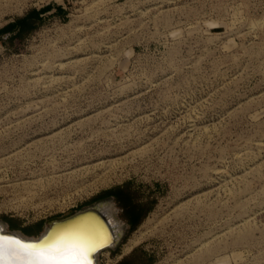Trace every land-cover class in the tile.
<instances>
[{
  "label": "rangeland",
  "instance_id": "1",
  "mask_svg": "<svg viewBox=\"0 0 264 264\" xmlns=\"http://www.w3.org/2000/svg\"><path fill=\"white\" fill-rule=\"evenodd\" d=\"M105 203L98 264H264V0H0V223Z\"/></svg>",
  "mask_w": 264,
  "mask_h": 264
},
{
  "label": "snow or ice",
  "instance_id": "2",
  "mask_svg": "<svg viewBox=\"0 0 264 264\" xmlns=\"http://www.w3.org/2000/svg\"><path fill=\"white\" fill-rule=\"evenodd\" d=\"M98 237L53 232L37 241L0 234V264H91Z\"/></svg>",
  "mask_w": 264,
  "mask_h": 264
},
{
  "label": "water",
  "instance_id": "3",
  "mask_svg": "<svg viewBox=\"0 0 264 264\" xmlns=\"http://www.w3.org/2000/svg\"><path fill=\"white\" fill-rule=\"evenodd\" d=\"M79 227L90 230H97L98 233L103 236V239L106 242L105 245L101 248H114L119 241V238L116 237V234L113 231L112 224L100 212L98 205L86 207L75 211L68 216L51 220L48 223V229L46 230L45 235H43L40 239L45 238L53 232H57L58 234H60L62 231L72 230ZM3 231V229H0V234L21 238L16 234L18 232H12L8 230L7 232Z\"/></svg>",
  "mask_w": 264,
  "mask_h": 264
},
{
  "label": "bare ground",
  "instance_id": "4",
  "mask_svg": "<svg viewBox=\"0 0 264 264\" xmlns=\"http://www.w3.org/2000/svg\"><path fill=\"white\" fill-rule=\"evenodd\" d=\"M99 210L100 212L107 218V220L112 224L113 226V231L116 234V237H120V227L118 226V222L115 219L114 215L111 213L110 211V207L108 206V204H102L99 205ZM0 229H3V232H7L5 225L3 223H0ZM48 229V225L45 228V230L38 236V237H28L25 235H22L20 233H16L17 235H19L22 239L24 240H31V241H37L39 240L43 235H45L46 230ZM60 234L62 235H82V236H87L90 238H96L98 237L100 241H102V247L105 245V240L103 239V236L98 233L97 230H90V229H86V228H76V229H72V230H66V231H62ZM136 243L135 241L132 242V244ZM110 248L112 247H105V248H98L94 253L91 254L90 256V260H91V264H98V258L100 254H103L105 252H107ZM130 250V247H128L126 249V252H128Z\"/></svg>",
  "mask_w": 264,
  "mask_h": 264
},
{
  "label": "trees",
  "instance_id": "5",
  "mask_svg": "<svg viewBox=\"0 0 264 264\" xmlns=\"http://www.w3.org/2000/svg\"><path fill=\"white\" fill-rule=\"evenodd\" d=\"M37 20V16L34 12H30L24 17L18 18L12 23L7 24L3 29H1L2 33H10L13 34V37L19 38L22 33L25 31H29L34 28V22ZM121 194L120 191H112L110 193L111 196H119ZM136 218H132V222H136Z\"/></svg>",
  "mask_w": 264,
  "mask_h": 264
}]
</instances>
